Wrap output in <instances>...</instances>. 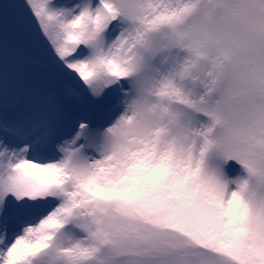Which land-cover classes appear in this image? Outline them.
Instances as JSON below:
<instances>
[{"label":"snow or ice","instance_id":"obj_1","mask_svg":"<svg viewBox=\"0 0 264 264\" xmlns=\"http://www.w3.org/2000/svg\"><path fill=\"white\" fill-rule=\"evenodd\" d=\"M0 264H264V0H0Z\"/></svg>","mask_w":264,"mask_h":264},{"label":"rangeland","instance_id":"obj_2","mask_svg":"<svg viewBox=\"0 0 264 264\" xmlns=\"http://www.w3.org/2000/svg\"><path fill=\"white\" fill-rule=\"evenodd\" d=\"M15 39L14 34L8 30L7 51L10 74L20 79L38 76L41 70L40 62L31 60L30 53L35 52L37 56H40V53L30 48L23 37L19 36V39L23 41L21 45Z\"/></svg>","mask_w":264,"mask_h":264},{"label":"trees","instance_id":"obj_3","mask_svg":"<svg viewBox=\"0 0 264 264\" xmlns=\"http://www.w3.org/2000/svg\"><path fill=\"white\" fill-rule=\"evenodd\" d=\"M8 30L11 31V32L14 34V36H15V38H16L15 41L19 42L20 45L23 44V41L19 39V35L16 34V33L13 31L11 25H9ZM31 51H32V50H31ZM30 54H32L31 56H33L36 60H38V61L41 63V59H42V58H41V55H40V56H37L35 52H34V53H30Z\"/></svg>","mask_w":264,"mask_h":264}]
</instances>
